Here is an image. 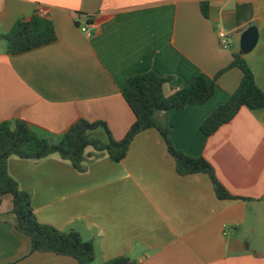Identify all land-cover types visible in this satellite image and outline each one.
<instances>
[{
	"label": "crops",
	"instance_id": "obj_1",
	"mask_svg": "<svg viewBox=\"0 0 264 264\" xmlns=\"http://www.w3.org/2000/svg\"><path fill=\"white\" fill-rule=\"evenodd\" d=\"M41 7L57 40L8 53L2 35ZM252 25L258 42L243 56L264 90V0H0V122L24 119L57 143L80 118L102 120L120 140L135 121L122 94L127 78L147 71L172 76L164 85L170 95L202 72L215 82V94L170 114L172 142L206 158L224 186L243 197L220 199L208 175L179 174L160 133L150 129L122 161L102 154L87 160L85 172L57 154L10 157L9 172L31 193L38 220L92 239L93 264L121 255L142 264H264V248L254 246L264 226V108L242 107L210 136L200 129L240 85L238 67L216 75L241 52ZM219 28L228 34L227 47ZM16 224L12 194L1 195L0 264H78L31 252Z\"/></svg>",
	"mask_w": 264,
	"mask_h": 264
},
{
	"label": "trees",
	"instance_id": "obj_2",
	"mask_svg": "<svg viewBox=\"0 0 264 264\" xmlns=\"http://www.w3.org/2000/svg\"><path fill=\"white\" fill-rule=\"evenodd\" d=\"M203 13L204 16L208 15L206 3ZM89 20L99 21L95 18ZM2 37L7 42L8 53L20 54L50 44L57 40L58 35L53 20L35 12L30 17L18 19L11 30ZM243 54L235 53L229 66L216 75L217 78L225 70L233 67L240 68L243 73L240 85L227 102L216 108L202 122L200 129L207 136L230 122L242 107L264 108V90L256 83L254 73ZM171 79L172 76L160 75L154 71L126 79L122 94L135 115V121L125 137L120 140L113 137L106 122L102 120L89 121L80 118L63 133L57 143H52L48 138L40 135L24 119L16 118L0 122V196L12 194L13 213L17 217L16 227L30 238L31 252H52L70 256L76 259L78 264H93L96 258L92 239H84L77 230L64 231L38 220L31 193L22 189L9 172L8 160L12 156L39 161L57 154L69 161L78 171L85 172L88 168L87 160L102 154L108 155L116 162L122 161L138 134L156 129L166 143L169 155L175 160L179 174H206L211 179L218 198H243L233 195L224 186L217 177L213 165L206 158L187 155L174 146L171 138L172 130L168 125L170 114L183 110L189 105L208 102L215 94V82L210 83L207 76L200 72L188 85L166 95L164 85ZM103 264L142 263L127 255H121Z\"/></svg>",
	"mask_w": 264,
	"mask_h": 264
},
{
	"label": "water",
	"instance_id": "obj_3",
	"mask_svg": "<svg viewBox=\"0 0 264 264\" xmlns=\"http://www.w3.org/2000/svg\"><path fill=\"white\" fill-rule=\"evenodd\" d=\"M258 28L255 25L248 27L242 34L241 42H240V49L241 52L246 54L249 53L254 49L258 42ZM254 237L253 234L247 239V242H250Z\"/></svg>",
	"mask_w": 264,
	"mask_h": 264
},
{
	"label": "built area",
	"instance_id": "obj_4",
	"mask_svg": "<svg viewBox=\"0 0 264 264\" xmlns=\"http://www.w3.org/2000/svg\"><path fill=\"white\" fill-rule=\"evenodd\" d=\"M38 13H40L41 15L46 16L47 15V10L45 9V7H41L37 10ZM82 31H84L86 33V35L90 36L91 35V31L90 28L86 25L81 26ZM218 37L220 40V44L223 47H227L228 46V34L225 30L219 28L218 29Z\"/></svg>",
	"mask_w": 264,
	"mask_h": 264
},
{
	"label": "rangeland",
	"instance_id": "obj_5",
	"mask_svg": "<svg viewBox=\"0 0 264 264\" xmlns=\"http://www.w3.org/2000/svg\"><path fill=\"white\" fill-rule=\"evenodd\" d=\"M259 226H260V224H259ZM254 246L258 247V248H262V247L264 248V226H263L262 230H260V228H258L257 239L255 240Z\"/></svg>",
	"mask_w": 264,
	"mask_h": 264
}]
</instances>
